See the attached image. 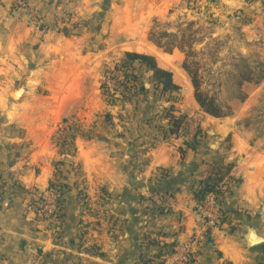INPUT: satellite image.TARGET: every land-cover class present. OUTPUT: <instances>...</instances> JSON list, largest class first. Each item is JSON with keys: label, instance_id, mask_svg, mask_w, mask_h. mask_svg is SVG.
I'll list each match as a JSON object with an SVG mask.
<instances>
[{"label": "crops", "instance_id": "obj_1", "mask_svg": "<svg viewBox=\"0 0 264 264\" xmlns=\"http://www.w3.org/2000/svg\"><path fill=\"white\" fill-rule=\"evenodd\" d=\"M170 1L27 0L40 15L34 24L28 11L0 0V264H177L164 245L181 250L200 225L194 193L217 169L214 156L218 168H229L219 200L224 225L206 229L195 264H264V144L252 140L264 133L242 124L264 82L244 113L211 117L221 126L206 133L216 145L185 156L173 140L131 151L123 137L112 139L115 119L100 97L89 36L49 25L74 13L83 28L108 26L103 55L154 57L186 88L175 62L161 64L144 25ZM131 26H144L143 35ZM64 120L76 124L72 145L58 144ZM229 136L232 147L224 148ZM50 187L63 192L62 220L53 227L24 212L30 190Z\"/></svg>", "mask_w": 264, "mask_h": 264}, {"label": "rangeland", "instance_id": "obj_2", "mask_svg": "<svg viewBox=\"0 0 264 264\" xmlns=\"http://www.w3.org/2000/svg\"><path fill=\"white\" fill-rule=\"evenodd\" d=\"M81 21L74 13H63L58 23L49 25L72 32L83 30L80 33L89 36L86 45L97 53L95 76L100 97L110 109L108 115L115 119L111 123L112 139L123 137L131 151L171 140L182 149L195 136L199 141L197 147L212 141L217 144L206 133H216L221 126L196 102L185 63L196 71L201 93L216 100L225 112L221 118L233 119L244 113L248 109L246 100L264 82V0H171L148 23L144 19L148 39L160 50L161 64L165 65V59L175 62L174 70L187 79L185 89L177 85L179 89L170 92H163L154 82L152 72L131 61L120 49L103 55L108 47V26L102 31L97 25L83 28ZM129 30L142 36L144 26H131ZM255 98L260 102H249L253 108L242 124L264 133V88ZM171 117L183 118L185 123L175 135L169 132ZM76 129L71 121H62L58 126V144L72 145ZM252 140L264 144V137ZM222 146L232 147L231 136ZM219 159H212L216 168Z\"/></svg>", "mask_w": 264, "mask_h": 264}, {"label": "built area", "instance_id": "obj_3", "mask_svg": "<svg viewBox=\"0 0 264 264\" xmlns=\"http://www.w3.org/2000/svg\"><path fill=\"white\" fill-rule=\"evenodd\" d=\"M18 9L28 11L31 21L36 24L40 22L38 14L29 6L27 0H12ZM42 29V28H41ZM47 32L48 27L42 29ZM68 130V127H66ZM61 192L54 187L46 190L32 189L28 192L24 202V212L31 216L35 222L46 223L49 227L58 225L62 220L63 209L59 202L62 200ZM220 204L215 194H209L205 200L198 204L200 225L193 229L191 240L182 247L175 250L169 257L177 264H195L197 262V243L208 228H221L224 225Z\"/></svg>", "mask_w": 264, "mask_h": 264}, {"label": "trees", "instance_id": "obj_4", "mask_svg": "<svg viewBox=\"0 0 264 264\" xmlns=\"http://www.w3.org/2000/svg\"><path fill=\"white\" fill-rule=\"evenodd\" d=\"M126 56L133 62H139L142 66L144 65L149 71L152 72V77L154 82L158 87L161 88L163 92H170V91H177L179 87L173 82V75L172 73L163 70L158 67L155 59L151 56L147 55H141V54H135V53H127ZM184 70L188 74V76L191 78L194 90H195V99L200 108L209 116H212L214 118H221L225 115V112L221 109L219 104L216 100L211 99L210 97L204 95L200 91V81L197 77L196 71H193L192 68L188 65V63L184 64ZM184 119L183 118H176L171 117L170 118V125L171 128L169 129L170 134L175 135L179 132V130L184 126ZM185 133V132H184ZM195 136L194 139L188 140L184 144L186 145L184 148L181 149V153L183 156L185 154L192 150H196L197 144L199 141L196 139ZM229 168H225L222 170L221 168H217L215 172L213 173V176L209 177L206 181L200 185L199 189L194 193V200L197 202V204L202 203L205 198L213 193L216 195L218 201L220 200L221 195L226 193L225 189H223V186H226L222 184L225 174H228ZM55 188V187H54ZM56 190L61 192V195H63L62 189L55 188ZM60 207L62 208L63 201L61 200L59 202ZM167 252H170L169 254H172L175 252L176 247L174 245H164ZM145 264H152L150 260L145 261Z\"/></svg>", "mask_w": 264, "mask_h": 264}, {"label": "water", "instance_id": "obj_5", "mask_svg": "<svg viewBox=\"0 0 264 264\" xmlns=\"http://www.w3.org/2000/svg\"><path fill=\"white\" fill-rule=\"evenodd\" d=\"M256 238H255V236L254 235H249L248 236V243L250 244V246H253V245H255L256 244Z\"/></svg>", "mask_w": 264, "mask_h": 264}]
</instances>
